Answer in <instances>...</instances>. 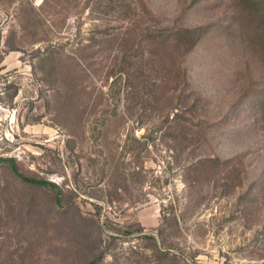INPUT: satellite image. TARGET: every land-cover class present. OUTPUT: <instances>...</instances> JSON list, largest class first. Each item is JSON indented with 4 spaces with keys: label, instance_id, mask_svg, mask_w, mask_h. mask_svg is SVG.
Masks as SVG:
<instances>
[{
    "label": "rangeland",
    "instance_id": "obj_1",
    "mask_svg": "<svg viewBox=\"0 0 264 264\" xmlns=\"http://www.w3.org/2000/svg\"><path fill=\"white\" fill-rule=\"evenodd\" d=\"M239 11L0 0V264H264V114L246 97L264 39ZM178 25L198 38L169 92L147 36Z\"/></svg>",
    "mask_w": 264,
    "mask_h": 264
},
{
    "label": "trees",
    "instance_id": "obj_2",
    "mask_svg": "<svg viewBox=\"0 0 264 264\" xmlns=\"http://www.w3.org/2000/svg\"><path fill=\"white\" fill-rule=\"evenodd\" d=\"M234 4L238 5L240 11L238 14L239 19L242 24H244L250 29H252L256 34L264 39V0H232ZM199 27H188L185 25H178L173 27H165L159 29V33H156L155 30L151 33L150 36H147V39L150 43L148 45V57L146 62L150 65V69L155 71L158 68V65H155V62H159V58H161L160 69L162 70L164 82H166V90L171 92L172 89H184L187 84V68L184 62V55L186 52L194 45V42L198 38ZM160 38V41H165L166 44H155ZM158 41V42H160ZM175 43V44H171ZM264 51V44H263ZM143 56V54H140ZM143 66V65H142ZM162 67V68H161ZM142 71V70H140ZM183 85L184 87H181ZM181 87V88H180ZM247 98H258L261 99L260 107L258 111L264 114V87L259 89H254L251 92L247 93ZM172 109V107L170 108ZM167 121H176L179 120V113L174 112L173 110H169L166 114ZM216 162L222 163V161L218 158H209L198 161L192 166L194 169L200 168V166L208 165L209 163L216 164ZM141 171V167L139 165L134 167L131 170H118L124 176L130 177V175L134 176L135 174H139ZM27 179L33 182H45L36 180L33 178L27 177ZM46 183V182H45ZM174 202L172 200H168V206L172 209L174 213ZM167 205V204H165ZM166 207L163 208L162 216L163 222L169 219L166 211ZM176 215V214H175ZM81 216H83L81 214ZM84 217V216H83ZM160 234H162V227L158 228ZM123 233H129L128 231ZM159 250L162 251L160 248ZM169 251V250H168ZM168 251L161 253L162 255H168ZM103 257V254H99L97 258L89 260L86 263L81 264H95L99 258Z\"/></svg>",
    "mask_w": 264,
    "mask_h": 264
}]
</instances>
